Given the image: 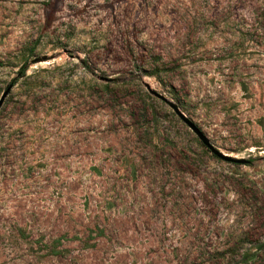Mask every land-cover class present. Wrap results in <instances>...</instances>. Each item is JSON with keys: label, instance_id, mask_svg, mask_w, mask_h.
I'll return each mask as SVG.
<instances>
[{"label": "rangeland", "instance_id": "obj_1", "mask_svg": "<svg viewBox=\"0 0 264 264\" xmlns=\"http://www.w3.org/2000/svg\"><path fill=\"white\" fill-rule=\"evenodd\" d=\"M9 87L0 264H264V0H0Z\"/></svg>", "mask_w": 264, "mask_h": 264}, {"label": "water", "instance_id": "obj_2", "mask_svg": "<svg viewBox=\"0 0 264 264\" xmlns=\"http://www.w3.org/2000/svg\"><path fill=\"white\" fill-rule=\"evenodd\" d=\"M46 56H42V57H39V58H35L33 60V63H36V62H40V61H44L46 60ZM149 88V86H148ZM10 87L2 94L1 98H0V108L2 107V105L4 104V101L6 99V97L8 96L9 92H10ZM149 90L155 94L156 96H158L159 98L165 100L166 102L169 103V105L174 109V111L190 126V128L197 134V136L199 137V139L208 147L210 148L214 153L224 157L225 159L227 160H230V161H235V162H241V163H244L246 162V159L245 158H235V157H232L228 154H224L223 152H221L220 150H218L211 142L210 140L208 139V137L205 135V133L190 119L188 118L182 111L181 109L179 108V106L173 102V101H170L167 99L166 96H164L163 94L155 91V90H151V88H149Z\"/></svg>", "mask_w": 264, "mask_h": 264}]
</instances>
